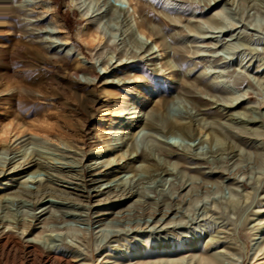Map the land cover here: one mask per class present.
<instances>
[{
    "label": "rangeland",
    "instance_id": "rangeland-1",
    "mask_svg": "<svg viewBox=\"0 0 264 264\" xmlns=\"http://www.w3.org/2000/svg\"><path fill=\"white\" fill-rule=\"evenodd\" d=\"M213 260L264 264V0H0V264Z\"/></svg>",
    "mask_w": 264,
    "mask_h": 264
},
{
    "label": "bare ground",
    "instance_id": "bare-ground-1",
    "mask_svg": "<svg viewBox=\"0 0 264 264\" xmlns=\"http://www.w3.org/2000/svg\"><path fill=\"white\" fill-rule=\"evenodd\" d=\"M212 1H215V0H212ZM209 5H210V2L207 4V6H209ZM216 14H219V13L217 12ZM211 21H213V20H211ZM217 21H218V20L214 19L213 23H218ZM139 29L142 30V26H141V24L139 25ZM159 107H161V106H159ZM157 108H158V107H157ZM157 108H153V111H155L156 113H158L157 111H160V110H161L160 108H159L160 110H157ZM160 113H161V112H160ZM160 113H159V114H160ZM172 128H173V127L171 126V129H172ZM94 164H95V163H94ZM29 182H31V183H37V182H40V181H29ZM130 191H131V190H130ZM101 192H102V191H101ZM50 193H51V192H50ZM64 193H65V192H64ZM98 193H99V191H98ZM41 195H42V194H41ZM44 195H45V194H44ZM50 195H51V194H50ZM27 244H28V242H27ZM36 244H37V243H36ZM188 244H189V243H188ZM192 246H194V244H193V243H192V244L190 243V247H192ZM30 247L32 248V247H34V246H30ZM67 248H69V247H67ZM160 249H161V248H160ZM171 249L173 250V249H175V248H171ZM70 250H71V249H70ZM163 250H166V249H162V251H163ZM30 251H31V250H30ZM140 251H141V250H140ZM159 251H160V250H159ZM153 252H154V251H153ZM166 252H167V251H166ZM168 252H169V251H168ZM71 254H72V253H71ZM71 254H70V255H71ZM139 255H140V254H139ZM143 255H145V254H143ZM145 256H146V255H145ZM71 258H75V257H71ZM75 262H76V261H75ZM207 264H217V263H216L215 260H213V262H209V263H207Z\"/></svg>",
    "mask_w": 264,
    "mask_h": 264
}]
</instances>
